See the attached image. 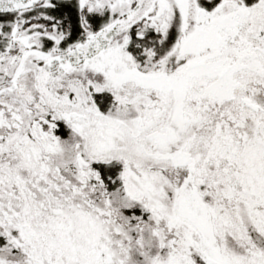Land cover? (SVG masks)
Segmentation results:
<instances>
[{
    "label": "snow or ice",
    "instance_id": "6c2138e0",
    "mask_svg": "<svg viewBox=\"0 0 264 264\" xmlns=\"http://www.w3.org/2000/svg\"><path fill=\"white\" fill-rule=\"evenodd\" d=\"M0 264H264V0H0Z\"/></svg>",
    "mask_w": 264,
    "mask_h": 264
}]
</instances>
